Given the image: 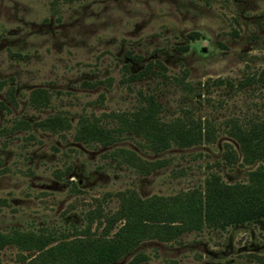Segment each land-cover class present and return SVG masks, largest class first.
<instances>
[{
	"label": "rangeland",
	"instance_id": "1",
	"mask_svg": "<svg viewBox=\"0 0 264 264\" xmlns=\"http://www.w3.org/2000/svg\"><path fill=\"white\" fill-rule=\"evenodd\" d=\"M263 71L264 0H0V232L70 238L99 232L120 193L171 196L211 173L244 182L264 159L244 162L227 130L264 119ZM150 98L159 120H199L211 138L154 150L122 121ZM53 115L65 124L40 123ZM83 121L116 138H82ZM35 254L6 243L0 263ZM104 264H264V217L146 237Z\"/></svg>",
	"mask_w": 264,
	"mask_h": 264
},
{
	"label": "trees",
	"instance_id": "2",
	"mask_svg": "<svg viewBox=\"0 0 264 264\" xmlns=\"http://www.w3.org/2000/svg\"><path fill=\"white\" fill-rule=\"evenodd\" d=\"M156 111V103L150 98L131 119H122L129 129L146 135L154 150L170 142L190 145L211 138V130L199 120L184 122L175 119L167 123L158 119ZM40 123L50 127L62 126L65 119L53 115ZM227 131L236 141L244 162L264 159V119L245 125L232 122ZM78 132L82 138L101 142L116 138L112 130L95 121L81 122ZM124 152L140 165L141 160L132 151ZM235 156L231 144L225 143L222 152L225 162L230 163ZM258 217H264V169L261 165L248 170L244 182L226 183L211 173L204 178L200 189L191 188L171 196L140 198L132 193H120L117 208L106 215L99 232L89 230L87 226L73 237L56 238L40 229H12L0 232V247L14 243L19 248L36 250L37 254L26 264H104L131 250L146 237L169 240L183 231L199 230L203 226L222 228ZM116 220L122 222L109 235ZM55 239L58 240L50 244Z\"/></svg>",
	"mask_w": 264,
	"mask_h": 264
}]
</instances>
